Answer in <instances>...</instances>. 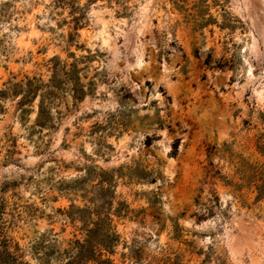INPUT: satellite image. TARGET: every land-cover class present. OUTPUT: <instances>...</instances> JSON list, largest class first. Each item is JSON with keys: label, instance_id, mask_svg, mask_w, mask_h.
Listing matches in <instances>:
<instances>
[{"label": "rangeland", "instance_id": "obj_1", "mask_svg": "<svg viewBox=\"0 0 264 264\" xmlns=\"http://www.w3.org/2000/svg\"><path fill=\"white\" fill-rule=\"evenodd\" d=\"M0 249L264 264V0H0Z\"/></svg>", "mask_w": 264, "mask_h": 264}, {"label": "trees", "instance_id": "obj_2", "mask_svg": "<svg viewBox=\"0 0 264 264\" xmlns=\"http://www.w3.org/2000/svg\"><path fill=\"white\" fill-rule=\"evenodd\" d=\"M70 71L71 70L66 71L67 72V74H66L67 75V83H70L73 80V88L71 90L74 92V96L76 98L81 97V95L84 93V90H83L82 87H80L81 85L79 86V82L75 78H73L72 76H70ZM26 84H27V88L25 89V91L28 93V95L30 93H34L35 94V91L37 89H39V84L36 83L35 78L29 79ZM29 97L30 96H26L25 97V100L28 99ZM46 112L47 111L45 110V104H44V100H43L40 103L39 115L42 116ZM94 231H96V230H91V232H93V233H94ZM107 236L110 237L108 239H110V243H111V241H113L114 238L111 237L109 234H107ZM88 242L91 244L90 245V253L91 254H89L88 257L94 258V257H96L95 244L93 243L92 238L90 240H88ZM78 243H79V246L80 247H83L84 246L83 243H81L79 241H78ZM104 245L106 247H110L111 246V244H104ZM79 252H80V250H79ZM100 254H101V252H100ZM101 262L102 263H105V262H109V260L102 259ZM0 264H18V262H17L16 257L13 256V254L9 250L6 249L5 251H3L2 249H0Z\"/></svg>", "mask_w": 264, "mask_h": 264}]
</instances>
